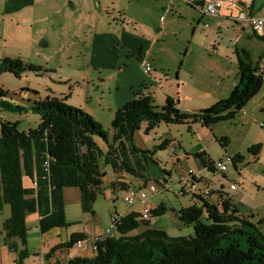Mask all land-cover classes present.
<instances>
[{"label": "trees", "instance_id": "1", "mask_svg": "<svg viewBox=\"0 0 264 264\" xmlns=\"http://www.w3.org/2000/svg\"><path fill=\"white\" fill-rule=\"evenodd\" d=\"M256 38L264 43V39ZM237 70L238 82L228 98L195 113L181 112L176 98L168 97L163 105L156 106L150 95L139 92L116 110L111 136L89 114L57 98L27 102V110L40 117L34 130L20 132L16 123L0 120V212L6 205L10 212L1 224L0 236L8 251L17 253L16 263L22 264L29 256L27 216L37 215L41 235L70 226L62 198L65 188L77 189L81 211L94 217L92 206L97 195L102 194L104 184L102 167H110L114 174L148 181V163L155 164V150H142L134 143L141 126L147 134L161 123H199L209 127L232 119L258 94L263 84L246 50L237 54ZM42 72L46 71L19 59H0V76L11 74L19 79L26 73L38 76ZM30 92L38 94L34 90ZM7 96L10 93L0 89V106L20 112V106L2 100ZM99 142L106 146L105 151L101 150ZM218 142L227 144L228 140L221 138ZM168 143L163 140L159 148L165 149ZM259 150L260 146L254 145L247 153L257 158ZM195 157L204 169L215 171L205 153H197ZM243 162L244 157L236 154L231 163L236 169V165ZM24 179L29 181L30 187L24 186ZM191 179L196 178L191 176ZM159 181H154L159 187L166 183ZM117 184L122 189L127 187L120 181ZM110 186L114 187V183ZM190 186L194 188L193 183ZM206 187L193 192L195 204L175 213L182 225L192 226L193 236L170 237L163 230L150 227L149 220L142 221L140 214L131 212L119 215L113 237L95 243L93 257H74L66 264H264V236L250 221L253 216H241L238 206L224 193L220 192L213 202L211 195L203 192ZM181 192L184 194L183 190ZM166 211L161 204L151 210L150 217L162 216ZM138 229L141 231L131 234ZM85 239L91 240L83 233L71 234L66 242L52 248L47 257L58 250L71 249Z\"/></svg>", "mask_w": 264, "mask_h": 264}, {"label": "rangeland", "instance_id": "2", "mask_svg": "<svg viewBox=\"0 0 264 264\" xmlns=\"http://www.w3.org/2000/svg\"><path fill=\"white\" fill-rule=\"evenodd\" d=\"M81 1L77 5L76 15L78 16L89 17L90 14L98 15L100 13L104 27L107 26L106 21H108L111 25L117 24L120 27L124 25L125 28L137 35L144 33L151 38V41L155 37L158 38L151 49L148 60L150 64L154 65L158 74H161V70L169 74L170 83L164 81L162 83L164 90L167 89L168 85H171V91L176 89L178 72H181L183 77L185 75V79L189 82L191 80L190 72L193 74V80L190 83H185L184 88L188 91L196 89L211 93V96L205 98H190L185 101H179L178 97L175 96L174 98L179 101L177 107L181 112L206 109L218 101L228 98L234 87L231 91H224V88L228 86V81L231 83L238 82L237 54L240 55L241 50H246L249 53L250 63L253 68H258L257 75L262 76L263 84L258 94L230 120L221 121L209 127L199 123L179 125L161 123L147 134H145L144 129L141 130L142 128H140L141 131H138V135H140L145 147L149 150H155L153 156L155 164L148 163L146 172L148 181H138L120 173L114 174L110 167H102V172L105 173L104 184L101 189L102 194L97 195L92 206L94 218L86 217L81 211L79 202H74L72 199L74 196H72L65 203L66 219L71 222L66 221L70 226L60 230V234L64 236L65 233H83L81 231L87 225L90 233L96 232L92 239L103 236L106 229L111 225L112 215L114 213L122 215L126 212L128 205L124 199L128 195V191H136L137 187H145V190H148L153 185L159 192L156 194L147 193L146 204H136L131 210H138L136 212L141 213L144 207L152 208L162 204L167 208V211L162 216L150 217L153 228L167 232L170 237L193 236L192 226L182 225L175 213L180 208H187L195 204L196 201L192 198L193 192L203 190L205 185L207 187L204 192L211 195V198H218L220 192L225 193L230 198L232 196L241 216H243V209L249 208L250 212L254 214V218L250 221L257 226L264 236V224L257 223L259 218L264 217L263 42L253 36L250 29L241 30L231 19L223 17L217 20L202 15L198 10L187 5L185 0H101L103 7L101 11L97 12H94L92 8L94 6L97 9V0H92V2L91 0ZM169 10L171 11L167 12ZM256 15L263 17L264 8L257 10ZM162 16L164 20H160ZM81 35L82 30H79L76 35L77 39L73 37L74 45L70 47L73 52L79 50L84 42ZM41 50L46 49L41 48ZM65 52L66 50H63V53ZM185 54L187 58L184 57ZM133 58L135 59L134 56H127L126 62ZM30 64L43 65V63ZM71 64L73 70L81 69L84 66V59L73 60ZM67 69L60 72L65 75L72 72L69 67ZM54 80H56V76ZM178 84L181 86L182 83L178 82ZM47 87L53 94L46 91ZM68 87L69 85L64 87L57 83L53 84L46 77H37L29 73L23 74L19 79L14 78L11 74H3L0 76V89L10 93V96L2 100L15 107L20 106L22 110L12 112L0 106V120L16 123L20 132L34 130L38 126L40 117L27 110V95L35 96L30 90L38 91L40 98L38 101H40L45 100L47 96L49 98H57L56 96L63 98L64 95H58V92L64 88L68 89ZM153 94L155 95L154 104L157 106L163 104L162 92L156 89ZM64 102L70 106L68 100L64 99ZM104 130L111 136V128H104ZM164 133L170 134V137L163 136ZM164 138H171L175 141L176 157L171 155L169 147L163 150L159 148ZM221 138H226L227 144L218 142ZM134 143L140 144L139 139L136 138ZM99 145L102 151L106 150L104 144L99 142ZM254 145L260 146L257 158H253L247 153V150ZM202 150L205 151L210 160L208 164L221 160L226 163L227 171L222 174L214 170L210 171L207 169L208 167L199 170V161L194 157ZM234 153H239L245 158V162L237 164L236 169L232 163H227L226 160L227 157L233 158L236 155H233ZM190 174L196 176L195 181L190 179ZM201 176L205 181H202ZM157 177L164 178L166 183L163 186H168L166 190L161 191L162 188L155 184L154 181L159 180ZM180 179H182L181 183L179 182ZM118 181L127 186L126 190L118 186ZM28 183L27 179L23 180L25 186ZM111 183H114V187L110 186ZM190 183L194 184V189L191 188ZM233 185L235 188L232 187ZM182 190L184 194L181 192ZM9 214V207L6 205L4 211L0 212V230L3 220ZM257 215L259 218L256 217ZM26 227L28 229L26 248L30 256H33V249L38 251L41 248L40 233L37 223L32 220L26 223ZM139 231L141 229L133 231L131 234H136ZM45 237L50 239L52 236ZM18 248L21 249L20 246ZM79 250L81 249L75 248L74 251ZM74 251L70 252L71 256L75 254ZM91 253L94 254L92 251ZM17 259V253L9 252L0 238V264H17ZM31 259L33 260L34 257Z\"/></svg>", "mask_w": 264, "mask_h": 264}, {"label": "crops", "instance_id": "3", "mask_svg": "<svg viewBox=\"0 0 264 264\" xmlns=\"http://www.w3.org/2000/svg\"><path fill=\"white\" fill-rule=\"evenodd\" d=\"M80 1L81 0H0V59H19L27 64L43 63L42 66L33 64L42 67V69L46 71L40 73L37 77H46L53 84L57 83L64 87L69 85L68 89L64 88L61 92H58V95H64L63 98L56 96L57 99L68 100L70 106L79 108L89 114L103 127V129L111 128L116 110L132 100L139 92L143 95H150L154 100L155 95L153 92L159 89V91L162 92L163 103L166 97L174 98L177 96L179 101H185L190 98L196 99L211 96V93L206 90H186L184 84L187 83L188 80L185 79V75L184 77L181 75V72L177 73L178 77L176 75V80L178 79V82L182 83L181 86L177 82L176 89L174 90L175 92L171 91V85H168L167 89L164 90L162 83L163 81L170 83L169 74L165 73L163 70H161V74H158L154 65L150 64L148 60L151 49L158 38L155 37L151 41V38L144 33L137 35L125 28L124 25L121 27L117 24L111 25L108 21H106L107 26L104 27L103 18L100 13H98V15L90 14V18L84 15L78 16L76 15L77 5ZM81 2L84 4L83 1ZM102 7L101 0L96 1L97 9L92 6L94 12L101 11ZM260 8H264V0H241V6L235 9L225 10L219 16L211 18L219 20L224 17L231 19V21H235V17L242 12L259 17L256 15V12ZM170 11L171 10L167 12ZM162 19L164 20L163 16L160 17V20ZM234 23L237 24L241 30L248 28L240 25L236 21ZM79 30H82L81 37L84 38V42L79 50L73 52L70 47L74 45L73 39H77L76 35ZM41 48H45L46 50H41ZM63 50H66V52L63 53ZM127 56H134L136 60L133 58L129 62H126ZM184 57L187 58V55L185 54ZM79 58L84 59V66L81 69L77 68L73 70L71 68V63L73 60H78ZM67 67H69V70H72V72L67 75L60 72L68 70ZM52 75L56 76V80H54L55 76ZM189 75L191 80H189L188 83L193 80V74L189 72ZM236 84V82L231 83L228 81V86L224 88V91H231ZM33 90L38 93L37 90ZM46 91L53 94L48 87ZM27 96L28 101L40 99L39 93L37 96ZM195 112L197 111L192 110L186 113ZM141 128V130H143L144 126ZM139 132L134 136V141L138 138L140 142V144H136V146L142 150H149L141 141V137L138 135ZM163 136L170 137V134L164 133ZM163 140L169 142L167 147L176 144L171 138H164ZM174 149L172 156L176 157V147H174ZM201 152L205 153L203 150ZM235 154L239 153H234L233 155ZM205 155L207 160L208 156L206 153ZM198 161L200 160L198 159ZM198 168L199 170L204 169L200 162ZM226 171L227 168L223 174ZM191 176L190 174V179ZM200 178L202 181H205L202 176ZM157 179H160V181L164 180L163 177H157ZM180 180L179 182L181 183ZM25 187H30V184L28 183ZM205 187L206 186H204V188ZM72 196H74L72 198L73 201L76 203L79 202L80 204L79 192L77 189L65 188L62 191V198L65 205V218L67 217L65 203L71 199ZM231 199L233 203L236 204L232 196ZM211 200L213 202L215 201L214 198ZM155 208L156 207H152L150 209L153 210ZM2 211H4V207ZM136 211L138 210L134 211L128 207L126 212L120 216H125L131 212L140 214ZM250 215L254 218V214L250 212L249 208H246V210L243 209L244 217H249ZM85 216L91 219L94 218L89 214H85ZM256 217H258V215ZM30 220L38 225L37 215L33 214L32 217L27 216L26 223ZM260 220V223L264 224V217L259 218L257 222ZM67 221L71 222L69 220ZM149 225L153 228L150 219ZM62 229L65 228H57L51 230V233L47 232L43 235L40 234V250L37 251L33 249V256L29 254L28 258L23 261V264H66L68 260L74 257H93L89 247H83L81 250L75 252V246H73L71 249L58 250L48 258L47 254L52 248L66 242L69 236L75 233H65V235L62 236L60 234V230ZM81 232L89 239H92L93 235L96 233L95 231L90 233L87 229V225L84 226ZM45 236L52 237L46 239ZM71 251L75 253L72 256L70 254ZM32 257H34L33 260L31 259Z\"/></svg>", "mask_w": 264, "mask_h": 264}, {"label": "built area", "instance_id": "4", "mask_svg": "<svg viewBox=\"0 0 264 264\" xmlns=\"http://www.w3.org/2000/svg\"><path fill=\"white\" fill-rule=\"evenodd\" d=\"M187 4L192 5L194 8H196L199 12H201L203 15H206L208 17H217L219 16L223 11L235 9L239 6H241V0H185ZM237 23L244 27L250 28L252 35L264 39V17H256L250 14L246 13H239L235 19ZM174 151V148L170 146V152L171 155ZM227 163H231L232 159L226 158ZM213 167L215 171L223 173L226 170V163H223V161H217L213 163ZM182 181V179L180 180ZM159 187V186H158ZM167 185H164L160 188L161 191L167 189ZM235 188V186H232ZM194 189V188H193ZM159 190L153 185H151L148 190H145V188L137 189L135 190H129L128 195L125 197L124 201L128 205V207L132 208L136 204H146L148 197L147 193L156 194ZM151 209L144 207L142 212L140 213L141 220L142 221H148L150 219ZM119 215H114L111 217V225L106 230L105 234L101 237L91 239V240H82L78 241L74 244L75 248L82 249L85 245L90 247L91 251H96L95 243L99 240H102L104 238L113 237L114 235V225L119 222Z\"/></svg>", "mask_w": 264, "mask_h": 264}]
</instances>
